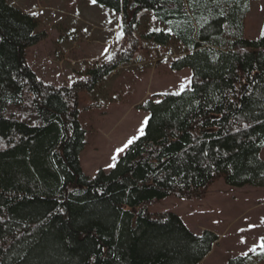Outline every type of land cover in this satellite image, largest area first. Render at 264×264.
I'll return each mask as SVG.
<instances>
[{"label": "trees", "instance_id": "1", "mask_svg": "<svg viewBox=\"0 0 264 264\" xmlns=\"http://www.w3.org/2000/svg\"><path fill=\"white\" fill-rule=\"evenodd\" d=\"M253 1L96 0L123 16V47L84 81L54 87L27 62L46 38L36 17L0 0V264H167L152 245L180 230L155 225L152 204L201 199L218 180L264 187V33H244ZM145 10L162 25L145 38L181 47L171 70L189 69L191 87L139 106L149 113L143 135L89 178L78 95L131 62ZM185 244L187 262L197 246ZM263 263L264 247L229 260Z\"/></svg>", "mask_w": 264, "mask_h": 264}, {"label": "rangeland", "instance_id": "2", "mask_svg": "<svg viewBox=\"0 0 264 264\" xmlns=\"http://www.w3.org/2000/svg\"><path fill=\"white\" fill-rule=\"evenodd\" d=\"M7 2L31 15L36 13V32L46 34L26 50L29 66L45 84L64 87L84 81L89 67L114 58L125 42L123 16L92 0ZM251 4L244 33L257 39L264 33V0ZM161 28L149 11L139 13L133 30L138 44L131 62L119 67L93 92L79 93V121L85 130L86 148L99 149L97 156L87 150L88 158L117 151L130 138L140 137L138 130L149 113L139 106L147 100L157 102L166 94L190 89L191 71L171 70V61L182 54L181 47L175 42L160 46L145 38ZM260 158L264 161V148ZM90 162L85 166L96 169ZM104 166L100 164L99 170L105 172ZM149 213L156 219L155 225L170 222L180 230L152 245L151 251L167 255V264H229L232 258L264 247V187L236 188L218 180L201 199L168 197L152 204ZM189 237L198 248L194 259L184 262L179 253L185 251Z\"/></svg>", "mask_w": 264, "mask_h": 264}, {"label": "crops", "instance_id": "3", "mask_svg": "<svg viewBox=\"0 0 264 264\" xmlns=\"http://www.w3.org/2000/svg\"><path fill=\"white\" fill-rule=\"evenodd\" d=\"M148 117H149V114L147 115V119H148ZM143 127H145V125ZM132 129H133V127H131V130ZM127 133H129V132L127 131ZM102 138H104V137L102 136ZM86 147H87V145H85L83 151L80 154V165H81V168H82L84 174L87 175L89 178H94L95 175L98 173V171H100L99 170V165L100 164H105V166L102 167V168L105 170V172H109L114 167V165L117 162V160L123 155V153L126 150V148H125L124 151H122L120 153H118L117 151H114V152L110 151L109 153L107 152V154H108L107 158H106L107 154L105 153V154H102V155L99 154V156L97 158H95V159H91V158H88L87 150H90V151L94 152V154L97 156L96 152L97 151L99 152V149L97 147H95V148L90 147L89 149H87ZM113 157H115V159H113ZM87 161H91L90 163H93L92 165L95 166L96 169H94V168L90 169L87 166H85V163Z\"/></svg>", "mask_w": 264, "mask_h": 264}, {"label": "snow or ice", "instance_id": "4", "mask_svg": "<svg viewBox=\"0 0 264 264\" xmlns=\"http://www.w3.org/2000/svg\"><path fill=\"white\" fill-rule=\"evenodd\" d=\"M92 3H96V0H92ZM33 15H36V13H33ZM121 35H122V33H121ZM182 87H183V85H182ZM147 122H148L147 119H145V121H143L142 126H141V127L139 128V130H138V131L140 132L141 135H142L143 132H144V127H143V125H146ZM136 138H137V137H132V138H130V139L127 141V143L124 145V148H127L128 145L132 144ZM124 148H120V149H118L117 152H122V151L124 150ZM113 159H115V157H113Z\"/></svg>", "mask_w": 264, "mask_h": 264}]
</instances>
